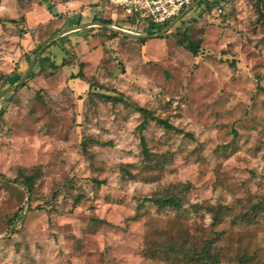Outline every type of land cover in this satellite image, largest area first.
<instances>
[{
  "label": "rangeland",
  "instance_id": "1",
  "mask_svg": "<svg viewBox=\"0 0 264 264\" xmlns=\"http://www.w3.org/2000/svg\"><path fill=\"white\" fill-rule=\"evenodd\" d=\"M158 28L0 0V264H264V0Z\"/></svg>",
  "mask_w": 264,
  "mask_h": 264
},
{
  "label": "built area",
  "instance_id": "2",
  "mask_svg": "<svg viewBox=\"0 0 264 264\" xmlns=\"http://www.w3.org/2000/svg\"><path fill=\"white\" fill-rule=\"evenodd\" d=\"M203 0H110L116 10L122 12L125 19H131V23L139 25L146 22L149 26L157 25L166 27L196 7ZM224 6L218 8L223 12ZM172 22V23H171ZM117 27V26H115ZM124 31L135 33L132 28L117 27Z\"/></svg>",
  "mask_w": 264,
  "mask_h": 264
},
{
  "label": "trees",
  "instance_id": "3",
  "mask_svg": "<svg viewBox=\"0 0 264 264\" xmlns=\"http://www.w3.org/2000/svg\"><path fill=\"white\" fill-rule=\"evenodd\" d=\"M52 8L55 7V5H51ZM128 21H131V19H127ZM105 23L107 24H114L113 21L111 19H108L105 21ZM169 23H167L166 25L164 26H158V30H154V31H151L150 30V34H158L160 33ZM117 25V24H116ZM117 26H120V25H117ZM152 27L154 25H151ZM150 26V27H151ZM115 33V31H113ZM117 32V31H116ZM141 42H143L145 40V38H142V39H139ZM187 49H189L190 51L194 52V53H197V46L193 43V42H189V44L187 45ZM22 58H26V53L22 56ZM50 67H52L53 69H57L59 67L58 64L56 63H53L51 62L50 64ZM15 75L14 71L7 74V75H4L2 78L5 79V80H8L9 78L13 77ZM33 75V71H31L29 73V76L28 77H31ZM25 84V83H23ZM113 99H118L117 97H113ZM137 111L141 114L142 116V120H141V123H140V127L141 129H145L150 120L151 119H155L153 117V112L151 109L149 108H146V107H138ZM3 116V110L0 111V117ZM141 143L142 145L146 148V138L144 135H142V138H141ZM24 185L29 189H30V183L28 181V179H26V181L24 182ZM154 202L155 204H158L159 206H165V205H168V206H172L174 208H180L182 206V202L180 201V199L176 196V194H171V195H168V196H165V197H145L143 198V202ZM220 219L217 218V216L214 215L213 217V223H217ZM203 257L204 256H207V255H202Z\"/></svg>",
  "mask_w": 264,
  "mask_h": 264
},
{
  "label": "water",
  "instance_id": "4",
  "mask_svg": "<svg viewBox=\"0 0 264 264\" xmlns=\"http://www.w3.org/2000/svg\"><path fill=\"white\" fill-rule=\"evenodd\" d=\"M114 28L116 29L117 32H125V33H129V34L136 35V34H134V33H130V32L124 31V30H122V29H120V28H117V27H114ZM139 36H140V35H139ZM27 74H28V72H27Z\"/></svg>",
  "mask_w": 264,
  "mask_h": 264
},
{
  "label": "crops",
  "instance_id": "5",
  "mask_svg": "<svg viewBox=\"0 0 264 264\" xmlns=\"http://www.w3.org/2000/svg\"><path fill=\"white\" fill-rule=\"evenodd\" d=\"M80 25V24H79Z\"/></svg>",
  "mask_w": 264,
  "mask_h": 264
}]
</instances>
